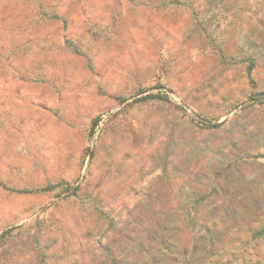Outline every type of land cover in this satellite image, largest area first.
<instances>
[{
	"label": "rangeland",
	"instance_id": "obj_1",
	"mask_svg": "<svg viewBox=\"0 0 264 264\" xmlns=\"http://www.w3.org/2000/svg\"><path fill=\"white\" fill-rule=\"evenodd\" d=\"M0 264H264V0H0Z\"/></svg>",
	"mask_w": 264,
	"mask_h": 264
}]
</instances>
